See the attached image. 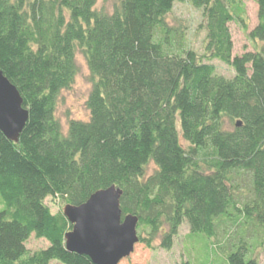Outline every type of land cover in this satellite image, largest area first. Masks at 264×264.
<instances>
[{
  "label": "trees",
  "instance_id": "trees-1",
  "mask_svg": "<svg viewBox=\"0 0 264 264\" xmlns=\"http://www.w3.org/2000/svg\"><path fill=\"white\" fill-rule=\"evenodd\" d=\"M176 2L203 10L202 54ZM78 56L89 115L64 127ZM0 71L29 112L17 142L0 130V264H94L62 207L113 186L142 229L119 264H191L186 238L222 223L242 230L229 264H264V0H0Z\"/></svg>",
  "mask_w": 264,
  "mask_h": 264
},
{
  "label": "water",
  "instance_id": "water-1",
  "mask_svg": "<svg viewBox=\"0 0 264 264\" xmlns=\"http://www.w3.org/2000/svg\"><path fill=\"white\" fill-rule=\"evenodd\" d=\"M28 118L19 91L0 71V130L17 142ZM122 196L123 191L113 186L96 192L80 206L64 207L72 225L65 235L69 252L87 256L94 264H119L133 253L139 241V218L127 215L122 219Z\"/></svg>",
  "mask_w": 264,
  "mask_h": 264
},
{
  "label": "rangeland",
  "instance_id": "rangeland-1",
  "mask_svg": "<svg viewBox=\"0 0 264 264\" xmlns=\"http://www.w3.org/2000/svg\"><path fill=\"white\" fill-rule=\"evenodd\" d=\"M115 1L99 0V8H105L107 11H111ZM172 18L181 23L182 28H184L186 49L202 54L204 40L206 38V32L201 28L203 23V10L195 9L188 2H176L173 7ZM175 21H170L169 25L171 27L177 26L178 24ZM77 64L79 72L75 84L71 91L64 93L60 105L59 118L64 127H67V123L71 120H86L89 115L85 102L91 90V76L82 56H78ZM238 185L242 190L240 198L243 202L247 199V192L251 191L252 183L250 176L247 174L240 175ZM65 206L62 207V210H64ZM4 209L5 205L0 197V211ZM124 217L125 215L122 211V219ZM137 231L139 236L142 231L140 226L137 227ZM241 234L242 230L239 225L222 223L218 229L217 238L214 240H211L205 234L189 235L185 240V249L191 264H229L227 251H230L232 246L238 243Z\"/></svg>",
  "mask_w": 264,
  "mask_h": 264
}]
</instances>
